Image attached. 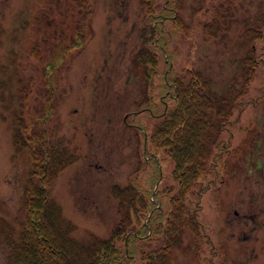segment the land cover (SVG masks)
<instances>
[{
    "label": "rangeland",
    "instance_id": "1",
    "mask_svg": "<svg viewBox=\"0 0 264 264\" xmlns=\"http://www.w3.org/2000/svg\"><path fill=\"white\" fill-rule=\"evenodd\" d=\"M11 1L13 5L11 14H14L22 0ZM211 3L213 0L204 5V10H198L193 17H190V1L184 0L181 12L185 19L189 18L184 41H180L179 47L184 50V56L216 58L220 54H224L225 57L228 55L223 50L218 51L217 44H222L221 41L209 35L203 36L200 32L201 29L203 33L201 24L207 20L208 12H204ZM89 6L91 7V4ZM246 6L248 10L245 19L249 21L255 19L264 23V0H248ZM94 10L92 21H95L93 25L97 28L93 26L94 31L97 34L106 32L110 34L109 36L113 34V37L108 36L103 40L100 36H96L89 40L82 53L76 52L72 59L70 55L55 58L60 68L56 71L55 78L58 81L56 85L61 87L56 90L57 98L55 101L54 97V101L57 109L54 112V121L51 122L57 128L56 136L60 137L59 141L64 142L66 148L76 147V154H79L80 158L78 157L74 164L55 175L52 195L62 205L66 218L77 225L75 236L78 238L83 237L87 232H93L101 237L110 235L120 217V194L113 193V187L124 190L123 185L128 182L129 174L133 170H137L142 177L138 183L141 196L144 199L151 197L147 192L150 181L142 180H147L149 167L142 164L141 159L139 160L138 151L142 147L139 142L141 135H137L138 130L129 126L124 119L126 113L143 106L133 102L142 99L144 83L135 73L132 60L144 47L137 51L142 43V32L146 25L148 26L146 7L143 0H96ZM240 11L241 8L238 7L237 13ZM213 14L214 11L211 12V15ZM7 16L8 14H5L1 8L2 25L5 24L4 18ZM107 19L110 22L108 25L105 24ZM225 35L232 38L234 30L230 28ZM42 41L45 40L39 41V51L46 52L48 49L41 45ZM229 41L236 42L233 38ZM257 43L259 46V42ZM31 44V41L19 42L18 45H14L13 53L8 50L2 52L6 43L0 44V66L1 64L8 66L5 72L0 70V83H3V86L0 85V214L11 221L22 218L23 223L26 219L24 189L31 170V157L28 152L17 151L13 147L11 126L14 106L10 93L13 87L17 89V85L24 84L25 81L31 82L29 74L32 71L24 70L29 62L28 51ZM179 54L183 55V51ZM245 55L246 52L242 54ZM113 60L115 64L111 67ZM11 64L13 65L10 66ZM68 65L70 67L64 75ZM157 66L163 70L166 68L162 57ZM107 67L109 68L106 70ZM259 67L261 68V64L256 68L257 74ZM213 69V76L218 79L219 86L226 78L232 80L237 76V78L242 77L243 80L245 76L239 75L238 72L233 76L234 70L227 57L220 63V67L215 65ZM239 70L241 72V69ZM69 71L70 76H68ZM35 72L38 74V71ZM257 74L248 93L252 98H254L253 94H256L255 88L260 85L256 80ZM18 77L21 81H18ZM261 79L264 81V78ZM66 82L67 85L64 86ZM219 86H215L216 90H223ZM42 88L44 89L43 84L40 89ZM258 90L259 93L264 91V89ZM142 116L143 114L137 115V119ZM235 124L233 138L236 144L246 133L248 135L250 132L264 133V97L257 105L249 104L243 109L238 114V122ZM248 137L250 138L251 135ZM257 145L259 146L254 156L251 158L250 154V160L240 162L233 174L234 179L228 175V182L220 192L209 191L202 197L203 208L199 218L205 225L202 230L207 232L211 243L201 240L196 247L195 255L194 249L187 253L183 249H172L174 255L169 264H209L208 261L210 264H264V247L257 246L258 257L250 258L253 255L246 254V250L252 243L240 239V232L245 230L243 229L245 223L241 219L244 208L243 197H246L244 194L248 191L264 192V136L257 139ZM68 154L71 153L66 151V155ZM256 158L258 160L255 164ZM164 165L163 173H167L172 169L173 162H164ZM132 175L134 176L135 173L133 172ZM221 199L226 200V203L223 201L221 204L227 205L226 222L224 210L219 207ZM258 207H264V204ZM235 209L240 212L236 214ZM258 214V221L251 220L245 228L249 233L247 240L255 234V240L260 244L264 239V228L261 227L264 212L259 211ZM16 224L18 229L23 228L19 222Z\"/></svg>",
    "mask_w": 264,
    "mask_h": 264
},
{
    "label": "trees",
    "instance_id": "2",
    "mask_svg": "<svg viewBox=\"0 0 264 264\" xmlns=\"http://www.w3.org/2000/svg\"><path fill=\"white\" fill-rule=\"evenodd\" d=\"M175 3L177 0H170L169 4ZM236 6V0H213L204 12L208 15L201 24L203 33L201 29L200 32L222 42L217 44L218 51L228 54L233 75L244 74L243 80L236 76L232 80L226 78L221 86L218 85L213 67H220L226 58L224 54L216 58H191L184 56V51L183 55L179 54L182 50L177 47L181 40L184 41L187 21L182 33L174 20L167 37L163 38L167 46L166 57L171 62L162 72V85L172 93L167 96V106L159 104V111L165 112L151 117L152 122L147 128L150 133L148 154L151 155L149 196L160 176L158 158L165 163L172 161L173 166L157 192L143 199L145 206L135 207L141 191L139 187L131 186V181L126 187L131 186L129 201L125 210L121 209V227H115L107 238L93 232L76 237L77 225L66 218L61 205L50 193L52 178L68 162L67 148L52 129L45 142H37L39 148L32 153L34 167L25 193L27 218L23 228L18 229L16 224L0 215V264H154L162 250L170 248L171 240L183 230H197L203 236L204 224L198 219L203 208V195L211 189H220L225 178L244 160L245 150L242 152L240 145L234 144L233 125L237 123L234 114L248 103L258 102L248 97L258 64L261 68L256 80L264 89L261 79L264 78V23L241 17L242 7L237 13ZM159 9L169 14L163 4ZM237 20L246 22L238 23ZM230 28L234 30L235 43H230L232 38L225 35ZM60 42L65 45L64 40ZM244 52L246 55L242 56ZM45 57L41 54L43 64ZM141 57L145 59L146 54ZM55 58L51 55L52 60ZM41 72L46 73V79L51 74L43 67ZM215 86L223 90L218 91ZM156 110L155 105L153 111ZM35 124L40 125L36 120ZM243 142L245 147L251 146L247 137ZM129 211H133L134 218L130 217Z\"/></svg>",
    "mask_w": 264,
    "mask_h": 264
},
{
    "label": "flooded vegetation",
    "instance_id": "3",
    "mask_svg": "<svg viewBox=\"0 0 264 264\" xmlns=\"http://www.w3.org/2000/svg\"><path fill=\"white\" fill-rule=\"evenodd\" d=\"M180 1L182 0H177V3ZM88 3L89 0H22L15 15V13L11 14L13 10L12 1L0 0V9L2 8L5 14H9L4 18L6 20L4 25H2L0 21V31L5 30L9 36L6 49L13 53L15 44L18 45L21 41H31L32 44L28 51V55L30 56L29 62L24 70L35 73L41 61L39 51L40 40H50L49 43L45 42L44 46L48 48V52L54 54L58 48V40H64V48L70 52L74 43L88 39L91 34L92 36L96 35L97 32L95 33L93 30L91 32L89 31V26L92 25L93 29L94 25L89 21ZM164 6L170 9L172 8V6L168 4V1L165 2ZM154 22H157V18L154 19ZM154 28L157 29L156 27ZM164 30V26L159 28L160 33L158 31L156 32V39ZM152 35L153 31L150 30L148 36ZM59 44L60 46L62 45L60 42ZM75 45V47L78 48L83 46L82 43ZM157 47L158 45L156 48ZM157 53V50H153L152 48L148 49L147 60L149 61V67L146 65V69L149 68L151 70V72L147 73L149 78L148 88H150L151 79H153L152 70L158 62L154 56ZM12 65L13 64L10 66ZM7 67L8 66L5 64H1L0 70L5 72ZM32 77L34 78V74ZM46 78L47 77H44V79H34L30 83L25 81L24 84L18 87L19 91L22 93L21 107L23 110L21 113L24 111L27 115H35V120H38L40 123L39 126L35 124V121L26 123V119H23V117L19 115V140L17 145L22 149L27 147V143L30 142H45L47 135L51 134V119L55 110L53 95L57 90V85L56 80H52L50 76L48 79ZM42 84L44 85V89H40ZM148 88L145 101L148 102L147 99L150 98L149 102L157 103V100H153L152 96H149ZM165 92H167V89H165ZM159 98L162 102H165L163 93ZM129 124L132 126L139 125L133 122ZM258 203L264 204V192L251 193L248 197L244 198V208L241 216L242 222L245 223L244 226H248L251 220L258 221V212H264V207H257ZM235 213H237V211H235ZM261 227L264 228V220ZM247 230L243 231V236L246 240L249 238ZM247 241L252 243L248 246V254H257L256 249L258 243L255 240V234H252L251 239ZM261 243H264V239Z\"/></svg>",
    "mask_w": 264,
    "mask_h": 264
}]
</instances>
